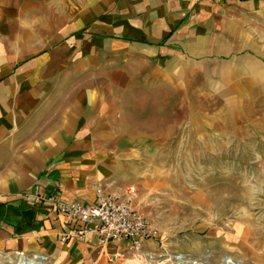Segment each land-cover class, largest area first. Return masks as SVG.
Instances as JSON below:
<instances>
[{
  "label": "crops",
  "instance_id": "1",
  "mask_svg": "<svg viewBox=\"0 0 264 264\" xmlns=\"http://www.w3.org/2000/svg\"><path fill=\"white\" fill-rule=\"evenodd\" d=\"M241 68L264 94V0H0V264H110L95 235L61 241L67 217L35 185L122 195Z\"/></svg>",
  "mask_w": 264,
  "mask_h": 264
},
{
  "label": "rangeland",
  "instance_id": "2",
  "mask_svg": "<svg viewBox=\"0 0 264 264\" xmlns=\"http://www.w3.org/2000/svg\"><path fill=\"white\" fill-rule=\"evenodd\" d=\"M244 75L237 71L235 93L203 95L183 131L156 143L125 184L159 232L150 244L162 255L151 264L176 254L199 264H264V94L248 92ZM100 247L107 263L127 264L110 259L116 247Z\"/></svg>",
  "mask_w": 264,
  "mask_h": 264
},
{
  "label": "built area",
  "instance_id": "3",
  "mask_svg": "<svg viewBox=\"0 0 264 264\" xmlns=\"http://www.w3.org/2000/svg\"><path fill=\"white\" fill-rule=\"evenodd\" d=\"M133 193V188L122 195L110 193L104 183L97 181L94 184L95 199L89 204L70 201L57 194L44 195L39 185H35L32 198L34 202L48 203L55 211L66 215L69 227L61 234L62 242L71 239L83 242L90 235H95L98 245L116 247L109 254L111 260L127 261V264H151L162 254L156 252L155 245L149 250L145 249V245L156 243L159 232L141 211L132 206ZM16 254L19 264H45L47 261L42 254L30 257L19 251ZM171 259L168 264H199L197 260L184 259L178 254L172 255Z\"/></svg>",
  "mask_w": 264,
  "mask_h": 264
}]
</instances>
